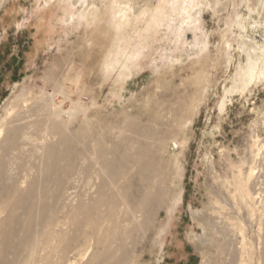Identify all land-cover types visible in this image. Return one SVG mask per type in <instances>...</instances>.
Listing matches in <instances>:
<instances>
[{
    "label": "rangeland",
    "instance_id": "374dc122",
    "mask_svg": "<svg viewBox=\"0 0 264 264\" xmlns=\"http://www.w3.org/2000/svg\"><path fill=\"white\" fill-rule=\"evenodd\" d=\"M37 120L87 133L86 160L66 177L77 193L88 187L93 143L110 149L131 137L133 121L147 130L139 137L152 187L164 195L152 213L129 217L149 225L123 250L112 245L115 257L129 253L122 264H264V0H0V145L23 127L7 167L21 190L45 172ZM136 189L137 181L115 218L123 228ZM7 214L0 201V222ZM33 224L38 241L21 251L22 264H57L44 260V229ZM12 227L0 264L15 257L20 227ZM81 233L86 247L64 264L102 251L90 228Z\"/></svg>",
    "mask_w": 264,
    "mask_h": 264
},
{
    "label": "bare ground",
    "instance_id": "6f19581e",
    "mask_svg": "<svg viewBox=\"0 0 264 264\" xmlns=\"http://www.w3.org/2000/svg\"><path fill=\"white\" fill-rule=\"evenodd\" d=\"M51 114L57 116L58 112L54 111ZM32 125L45 135V138L39 141V144L45 141L44 146L40 147L42 151L40 155L35 156L45 172L41 177L32 179L26 189L21 190L7 170L10 164L9 153L17 149V139L23 127L10 128L8 132L12 133V137L4 139L0 145V201L5 204L8 212L0 222V258L12 244V239H15L12 226L17 225L20 227V233L14 240L17 248L12 249L15 257L11 264H22L24 258L21 251L34 248L38 241V233L29 232L28 229L33 227V223L38 222L36 226L41 225L44 229V235L41 237L43 245L49 249L44 257L47 263L56 258L57 264H64L68 261L71 250L86 247L87 235L81 233L84 227L92 231L90 239L93 244L102 246V251L94 253L86 264L124 263L129 253L125 250L115 257L110 251L112 245L118 250H123V244L127 239L132 238L133 234L144 232L149 225L148 219L143 218L134 223L132 219L129 221V217H134L135 210L143 214L152 213L158 208L164 195L162 190L156 191L152 187L154 180H151L150 173L153 164L147 159L149 147L142 143L139 137L140 134L146 137L147 130L144 132L138 129L137 121H133L128 126L130 138L114 143L110 149L101 143H93V152L90 156L92 161L82 170L87 178L88 187L77 193L68 191L66 177L72 174L77 160H86L87 133L85 131L69 133L67 124L56 120L52 121L49 127L44 125L40 128L42 122L39 120ZM51 134L57 136V143L47 141ZM161 141L164 143L163 139ZM61 144L64 151H60ZM108 153L112 154L111 161L107 160ZM93 163L98 165L97 169ZM92 177L98 183L89 186ZM153 179L157 182L162 176L157 180L156 177ZM136 181L140 189H136L140 191V200L136 209L129 207L124 213L128 226L123 228L115 218L121 204L129 205L134 201L136 193L132 191V187ZM110 187H114L115 192L111 191ZM73 200H76L75 205L71 204ZM59 212L63 213L64 222L63 219L61 222L58 220L56 215ZM39 213L44 216L43 219L37 218ZM103 222L106 223V229L99 233ZM78 235L80 237L83 235L82 239L78 240ZM29 257L33 260L34 256L31 254Z\"/></svg>",
    "mask_w": 264,
    "mask_h": 264
}]
</instances>
